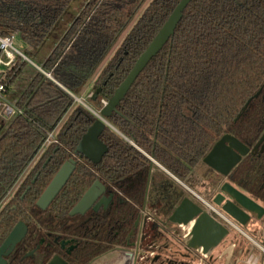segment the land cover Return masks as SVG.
Wrapping results in <instances>:
<instances>
[{
	"label": "trees",
	"instance_id": "1",
	"mask_svg": "<svg viewBox=\"0 0 264 264\" xmlns=\"http://www.w3.org/2000/svg\"><path fill=\"white\" fill-rule=\"evenodd\" d=\"M77 1L0 0V37L15 35L28 47L24 55L34 63L36 53L47 44L51 50L41 67L53 80L18 56L0 73L6 90L23 84L14 104L22 114L10 120L0 116V204L47 134L71 111L56 134L59 144L47 148L34 166L40 175L34 185L27 184L24 202L19 198L25 186L16 194L13 211L9 204L0 216V245L22 220L24 207L39 215L38 220L45 216L49 221L52 215V221L61 224L71 220L69 212L97 180L109 189L119 185L124 189L131 179L147 177L151 157L189 184L194 169L222 136L229 134L252 149L264 133V0H192L174 35L135 80L118 114L108 119L115 131L106 128L100 136L108 148L101 162L75 159L66 185L48 209L40 211L36 201L73 158L81 137L96 120L71 95L79 96L92 82V90L101 92L88 103L99 111L101 100L112 97L180 0H82L72 12ZM132 141L141 152L130 145ZM49 156L50 162L41 169ZM227 181L264 207V152L243 157ZM143 195L139 185L128 197L140 206ZM124 209L120 214L126 220ZM23 254L4 256L6 264L29 263Z\"/></svg>",
	"mask_w": 264,
	"mask_h": 264
},
{
	"label": "water",
	"instance_id": "2",
	"mask_svg": "<svg viewBox=\"0 0 264 264\" xmlns=\"http://www.w3.org/2000/svg\"><path fill=\"white\" fill-rule=\"evenodd\" d=\"M191 1L192 0H180L178 2L173 12L170 14L158 33L154 36L148 47L137 58L123 82L114 91L112 97L107 101L106 105L98 111V115L81 101L73 97L75 101L80 102V104L95 115L96 118L95 122L81 137L73 152L74 156H80L93 165H97L101 162L102 158L106 155L108 148L100 140V136L106 128L115 131V129L108 122V119L114 113L118 114L117 108L135 80L146 68L148 63L159 54L162 48L174 35L175 29L182 18L183 12ZM25 61L31 63L26 58ZM37 69L43 73L46 78L52 80L50 73H44L39 68ZM100 92V88L93 92L92 101L97 100ZM259 93L260 92H258L255 97L259 95ZM249 102L250 100H248L245 106H247ZM130 145L140 151L136 147L134 141L130 142ZM258 152H264V133L252 149L247 148L235 137L226 134L214 144L212 149L202 159V164L217 173L220 177L227 179L229 173L243 157L249 154L255 155ZM149 160L151 162L149 170H151L152 166L155 165L168 175L172 176L151 157H149ZM48 161L49 160H47V162ZM75 168L76 161L74 159H69L60 167L36 202V207L39 210L45 211L49 207L62 188L66 185ZM172 177L181 183L174 176ZM183 187L186 188L189 193L193 194L186 186ZM106 191V186L98 180L95 181L83 194L77 204L71 209L68 215L70 217L84 215L94 205V210H97L101 205L106 208L112 200L111 194L108 197L105 196ZM194 197L197 198V196ZM195 200L187 195L184 196L180 202H178L167 219L168 223L178 226L181 229L189 228L188 233L181 241V245L186 253V255L183 256V259H192L194 258L193 255L196 253L209 257L213 250L228 236L229 229L221 223L220 219H218L220 218V215L217 213L228 217L241 227H244L250 221L251 215H255L258 220H261L264 216V208L262 206L232 186L229 182L221 184L219 192L212 198L210 203H206L198 198V201ZM209 207H212L215 211ZM136 225L137 222L135 226ZM25 234V225L21 222L17 223L0 245V264H6L4 256L12 253L14 248L22 241ZM66 244L67 243H63V245ZM128 247L134 248L136 251L138 249V245L136 244H131ZM32 253L33 252L28 253L26 257L32 255ZM133 257L134 254L129 251H122L115 253L113 257L108 259L106 262H100V264H120L121 262L130 264ZM47 264L67 263L59 256L55 255ZM172 264L185 263L178 260H172Z\"/></svg>",
	"mask_w": 264,
	"mask_h": 264
},
{
	"label": "flooded vegetation",
	"instance_id": "3",
	"mask_svg": "<svg viewBox=\"0 0 264 264\" xmlns=\"http://www.w3.org/2000/svg\"><path fill=\"white\" fill-rule=\"evenodd\" d=\"M80 158V156L73 155V158L70 159L80 160ZM47 160L49 161L47 162ZM50 160L51 156L47 157L41 169H44ZM39 175L40 171L34 168L28 174L25 184H23L25 191L19 198L21 202H24L23 197L30 189L27 184L34 185ZM149 183H151L150 177L145 178L139 175L135 179H131L124 189H122L121 185L117 187L111 186L110 189L107 188L105 194L106 197L110 194L112 195V200L106 208L101 205L97 210H94V205L84 215L69 216L71 220H64L61 224L58 221L54 223L52 215L49 221H44L47 218L45 216H42L38 220L39 215H34L33 211H28L24 207L22 210L23 218L17 223L21 222L25 225L26 234L19 243V246L15 247L16 249L14 248L12 252H23L22 258L29 260L27 264H47L55 255L59 256L67 264H100V262H106L113 257L115 253L122 251H129L134 254L130 264H172V260H164L161 257L156 243L163 234H170L181 245L182 238H184L179 235L181 229L167 222L169 214L176 207L178 201L181 199V195L178 194L179 196L176 197L178 199L174 202L173 199L176 194L172 189L171 192L165 193L154 201L160 204V213L165 217V220L160 219L158 215L147 216L142 211L148 202ZM139 185L143 186L144 191V202L140 206L128 197V194L132 195L134 188ZM23 206L26 205L24 204ZM122 206H124V210L127 213L126 220L122 219L120 214L122 213ZM14 208L15 206L12 205L11 210L13 211ZM5 209L1 210L0 216ZM226 218L230 221V224L226 222V225H224L227 228L229 226H237L236 228L238 229L241 227L233 220L228 217ZM252 218L257 219L255 215H251L250 221ZM263 218L264 216L261 220ZM136 222L137 225L135 226ZM261 240L262 238L260 240L253 239L252 242L260 247L264 245V235L263 241ZM63 243L67 244L63 245ZM221 243L215 249H219L223 245ZM131 244L138 245L137 251L134 248L128 247ZM30 252H33L32 255L26 257ZM152 253L153 257L150 259L145 256V254ZM198 255L199 253L193 255L196 260L198 259ZM120 264L128 263L121 262Z\"/></svg>",
	"mask_w": 264,
	"mask_h": 264
},
{
	"label": "crops",
	"instance_id": "4",
	"mask_svg": "<svg viewBox=\"0 0 264 264\" xmlns=\"http://www.w3.org/2000/svg\"><path fill=\"white\" fill-rule=\"evenodd\" d=\"M18 41L21 42L19 39H18ZM21 44H23V43L21 42ZM23 47H26V46L23 44ZM29 64L34 69L38 70L37 69L38 67L36 66V65H38L37 60L35 63L31 62ZM9 68H0V73L7 71V69H9ZM26 76L28 78H30L31 74L29 73ZM11 88H13V87H11ZM11 88H8L5 91V97L6 96L8 97L10 95ZM22 88H23V85H22V87L18 88L19 93H17V96H15V99L13 100V103H12L13 105L15 104V101L17 100L19 95L21 94ZM92 88H93V83L89 82V83H87V85L85 86L83 91L89 92V90H92ZM71 96L75 98V96H73V95H71ZM79 96H81V94ZM8 98H7V100H8ZM79 105H81V104H79ZM89 108L92 111L93 110L96 111V109L92 108L90 106V104H89ZM97 112H94V113H97ZM70 113H71V111L68 112L69 115H70ZM59 129H60V124L53 131L55 137H56V134L59 131ZM208 169L209 168L203 164L198 165L194 169L193 177L190 181H193L196 179L195 174L198 173L197 172L198 170H200L202 173H198V175L199 176L202 175L206 179H208L209 180L208 183L212 182L211 183L212 185L207 186V191L212 193L211 196L209 197V195H208L209 193L207 192L206 197H203V198H206V200L208 199L209 202L201 197L202 191L206 190V187L204 185H201V186H203L201 188H193V184L191 182L189 184H184L180 181L182 183L181 184L178 181H176L172 176L168 175L166 172L159 169L157 166L152 167L151 171L148 170V175H147V178L150 177V179H151V183H149V188H148V202L143 207L142 213L144 212L147 216L148 215H150V216L158 215V217L160 219L165 220V217L160 213V204L155 203L154 201L159 199L165 193L171 192L172 189L175 191V194H176V196L173 199L174 202L177 200L176 197L179 196L178 194H180L181 199L187 195L190 198H192L193 200L196 199L195 201H198L197 198H200L202 201L210 203L213 196H215V194L217 193L215 189L217 188L218 182H221V180L223 178H221L214 171L209 172ZM224 182H227L226 179H225V181H222L221 184ZM183 186H186L188 189H190L192 191V193L194 194V196H197V198H195L193 196V194L189 193L186 190V188H184ZM180 200L178 202H180ZM218 219H220V221L223 225H226V223L221 218H218ZM236 227L237 226H235V227L229 226L228 227L230 232H229L228 236L222 241L221 244H223V245L220 246L219 249L218 248L215 249L209 257L207 256L205 259V262L202 264H246L245 261L247 260V258L249 256H253L257 260L256 264H264V247H263L264 245L263 246L261 245L260 247H258L256 244H254V242H252L253 239L254 240H260L261 238H262L261 241H263L264 218H263V220H257L255 218H252L251 221L245 227H240L239 229ZM232 231L233 232L238 231L242 236L234 237ZM182 234H183V229H181V233L179 234L180 237L183 236ZM249 236H251V237H249ZM156 244L158 247L159 254L161 255V257L164 260L170 259V260H178L180 262H184L185 264H197V260L195 258L191 257L192 259H186V258L183 259V256L186 255V253L184 252L183 246L180 245L179 243H177L175 241V238L173 236H171L170 234H163L159 238V240L157 241ZM160 248H161V250H160ZM180 256H181V258H180Z\"/></svg>",
	"mask_w": 264,
	"mask_h": 264
},
{
	"label": "rangeland",
	"instance_id": "5",
	"mask_svg": "<svg viewBox=\"0 0 264 264\" xmlns=\"http://www.w3.org/2000/svg\"><path fill=\"white\" fill-rule=\"evenodd\" d=\"M83 3H82V0H78L77 2H75L73 5H72V12H75V11H78V8L79 7H81V5H82ZM121 41L122 40H120L119 42H118V45L116 46V48H114V50L112 51V53L110 54V56H112L114 53H115V51L117 50V48L120 46V44H121ZM18 44L20 45V46H22V48H21V52H22V56L23 57H21L22 59L23 58H26V56L24 55V50H27V46L26 47H23V44H21V42H18ZM50 50L51 49H49V46L46 44L45 45V47H43L42 48V50H40L38 53H36L37 55H36V60H37V63H38V65H36L42 72H44V73H46L45 71H43L42 70V67H41V65H42V63L47 59V56L49 55V53H50ZM109 56V57H110ZM27 59V58H26ZM25 60V59H24ZM29 61H31V60H29ZM34 61V60H33ZM32 62V61H31ZM36 62V61H35ZM21 82H17V84L16 85H14V87L13 88H11V91H10V95L7 97L8 98V100L10 101V103H13V100L15 99V96H17V93H19V90H18V88H20V87H22V85L23 84H20ZM92 92V94H93V90H89V92H82L81 93V96H75V95H73V96H75V98L76 99H78L79 101H81L83 104H85L86 106H88L89 107V103H88V99H87V96H88V94L89 93H91ZM75 102V104H80L78 101H74ZM94 112H97L98 110H93ZM97 115H98V112L96 113ZM69 114H67L63 119H62V121H61V123H60V127L62 126V124L67 120V118L69 117L68 116ZM3 118V117H2ZM45 154V151H40L37 155H36V157L34 158V160L32 161V163L29 165V167L27 168V170L24 172V174L22 175V177L18 180V182L16 183V185L13 187V189L11 190V192H9L8 193V195H7V197L5 198V200L0 204V212H1V210L2 209H5V207H6V205L8 204H10V205H15V204H17L16 203V194H18V193H21L22 192V189H23V184H25V180L27 179V176H28V174H30L31 172H32V170H33V168H34V166L45 156L44 155ZM194 172V171H193ZM198 173H202L200 170H198L197 171ZM198 173H196L195 174V177H196V179L195 180H193V181H190L192 184H193V188H201V187H203V186H201V185H204L205 187H206V190L205 191H202V195H201V197L203 198V197H206V194H207V186H209V185H212L211 183L212 182H209L208 183V179H206L204 176H199L198 175ZM222 178V177H221ZM224 179V178H223ZM221 180V182L222 181H225V179L224 180ZM221 182H218V184H217V188L215 189L216 190V192L217 191H219V187H220V185H221ZM183 183V182H182ZM204 187V188H205ZM209 194V197L211 196V192H208ZM203 199H205L206 200V198H203ZM206 201H208L209 202V200L207 199ZM232 233H233V235H234V237H237V236H242L238 231H232ZM249 237H251V236H249ZM145 256L146 257H148L149 259L150 258H152L153 257V253L152 254H145Z\"/></svg>",
	"mask_w": 264,
	"mask_h": 264
},
{
	"label": "built area",
	"instance_id": "6",
	"mask_svg": "<svg viewBox=\"0 0 264 264\" xmlns=\"http://www.w3.org/2000/svg\"><path fill=\"white\" fill-rule=\"evenodd\" d=\"M18 38L15 35H11L10 37L1 38L0 37V68H9L13 65L15 58L23 57L21 48L18 44ZM25 59V58H23ZM5 85H0V116L3 117L5 120H10L16 115H21L22 111L18 109L15 105L10 103L7 98L5 97ZM92 93H90L87 98H91ZM106 100H101L102 107L106 105ZM53 144H59L56 140V137L53 132L48 133L47 137L40 149V151H45L47 148H49ZM39 151V152H40ZM201 200L200 198H198ZM205 202V201H204ZM207 203V202H206ZM210 209L214 210L212 207H209ZM215 211V210H214ZM220 215V218L227 222V224H230V221L226 218V216L217 213ZM189 228H183V237L186 236L188 233ZM206 257L199 253L197 264H202L205 262ZM246 264H256L257 260L253 256H249L247 260L245 261Z\"/></svg>",
	"mask_w": 264,
	"mask_h": 264
}]
</instances>
